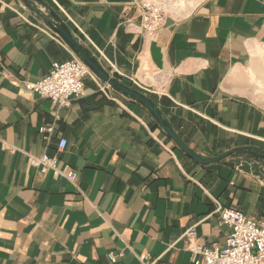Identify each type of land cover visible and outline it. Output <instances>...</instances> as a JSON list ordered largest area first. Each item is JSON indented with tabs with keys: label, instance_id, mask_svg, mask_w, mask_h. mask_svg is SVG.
Wrapping results in <instances>:
<instances>
[{
	"label": "crops",
	"instance_id": "1",
	"mask_svg": "<svg viewBox=\"0 0 264 264\" xmlns=\"http://www.w3.org/2000/svg\"><path fill=\"white\" fill-rule=\"evenodd\" d=\"M44 1L121 83L166 78L147 96L196 154L264 150V0H175L153 38L123 24L132 0ZM73 55L24 0H0V264H190L192 228L225 248L223 210L264 219L263 164H198L100 80L62 109L25 89ZM45 154L77 180L43 173L33 161Z\"/></svg>",
	"mask_w": 264,
	"mask_h": 264
},
{
	"label": "built area",
	"instance_id": "2",
	"mask_svg": "<svg viewBox=\"0 0 264 264\" xmlns=\"http://www.w3.org/2000/svg\"><path fill=\"white\" fill-rule=\"evenodd\" d=\"M174 1L132 0L129 4V11L125 13L124 17L127 18L123 24L132 33L153 38L165 26L168 10ZM58 7L67 16L59 5ZM67 18L70 19L68 16ZM110 65L112 70L120 74L116 64L110 63ZM88 78L99 82L89 68L73 55L72 59L67 62L53 63L50 72L44 78L35 84L25 83V89L40 99L50 100L56 108L62 109L69 107L73 100L80 99L84 95L85 82ZM129 80L136 90L145 95L163 94L167 84L165 77L160 82L150 80L143 82L136 77L129 78ZM105 88L109 87L105 85L102 89L104 92ZM54 132V125L42 126L39 135L46 142H50ZM67 147L68 141L60 139L59 152L65 151ZM33 162L43 173L52 170L56 177L65 178L70 182H75L78 178L74 170L60 169L57 159L50 158L46 154ZM219 224L231 229L225 248L197 244L195 228L186 233L188 250L192 253L190 264H264V219L252 220L242 211L228 208L221 212ZM109 259L112 263L116 261L113 255H110ZM139 261L141 264H158V260H152L148 254L139 256Z\"/></svg>",
	"mask_w": 264,
	"mask_h": 264
},
{
	"label": "water",
	"instance_id": "3",
	"mask_svg": "<svg viewBox=\"0 0 264 264\" xmlns=\"http://www.w3.org/2000/svg\"><path fill=\"white\" fill-rule=\"evenodd\" d=\"M24 2L38 18L47 24L50 29L71 48L74 55L89 68V70L100 80V82L116 93L143 107L152 116L157 126L187 157L202 166H211L225 162L236 154H241L264 165V150L254 147L233 149L215 158H203L196 154L172 128L155 101L144 93L121 83L114 75L110 74L101 65L100 61L88 50V48H86L74 36L61 17L51 7H49L44 0H24Z\"/></svg>",
	"mask_w": 264,
	"mask_h": 264
}]
</instances>
